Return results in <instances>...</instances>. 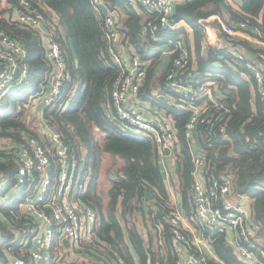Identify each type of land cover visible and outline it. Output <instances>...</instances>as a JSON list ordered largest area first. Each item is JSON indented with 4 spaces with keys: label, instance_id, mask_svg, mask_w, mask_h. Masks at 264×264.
Wrapping results in <instances>:
<instances>
[{
    "label": "trees",
    "instance_id": "16d2710c",
    "mask_svg": "<svg viewBox=\"0 0 264 264\" xmlns=\"http://www.w3.org/2000/svg\"><path fill=\"white\" fill-rule=\"evenodd\" d=\"M31 1L43 14L49 33L62 47L69 66V79L54 103L44 108L42 118L61 133L65 140L79 177L77 196L98 212L95 228L98 239L87 245L86 250L94 256L104 255L113 264H122V261L124 264H176L177 253L168 250V254L161 256L160 252L154 251L153 242L150 241V245L146 243L141 230L136 226L138 215L142 216L145 226L148 222L161 223L164 239L169 240L170 244L173 241L165 217L159 218L151 202H145V194L150 192L158 200L161 210L162 206H167L164 199L168 198V191L158 147L151 136L136 133L123 125L114 112L111 92L119 69L106 38L104 12L98 11L91 0ZM242 1L240 11L235 10L226 0H193L175 6L171 25L184 21L192 28L194 52L188 46L189 36L184 28L160 29L155 32L158 38L156 42L148 30L147 40L143 42L148 45L146 48L139 37L151 13L149 19L144 21V17L130 7L127 1L104 0V3L111 11L122 9L124 17L120 19L121 31L135 45L141 57L151 62L141 92L142 101L150 103L153 108L165 110L176 122L181 143L177 157L178 174L183 208L188 215L195 214L191 204L193 165L186 138V123L191 113L178 107H169L160 98L170 94L166 87L167 69L156 71L161 54L150 53L149 48L170 44V41L185 42L190 58V72L202 82L214 81L218 84V99L229 108L226 130L222 133L217 123L199 125L195 130L196 142L207 161L206 177L229 179L235 194L250 199L249 223L257 228L256 247L252 250L263 262L264 244L260 245L257 238L264 239V101L253 87L252 80L246 78L247 69L243 64H229L212 46L206 47L204 52L201 50L205 33L199 20L214 14L221 16L225 23H229V20L247 22V30L254 36L257 35L255 28L264 34V0ZM8 2L12 6H19V0ZM3 15L0 11V33L7 34L27 49L30 67L28 78L20 86L13 87L0 101V138L9 139L13 144V148H0V173L9 180L8 185L0 191V198L16 188L10 199L0 206V214L5 218L0 219V264H8L7 250L10 249L16 255L21 251L9 226L18 214L20 203L29 193L27 186L16 187L17 162L23 151L30 149V139H38L45 147L48 144L30 123L32 120L38 122L37 116L32 117L29 113L34 107L32 99L49 82L53 67L46 58L49 47L47 39ZM223 43L229 46V42ZM171 47L174 46L171 44ZM178 55L176 51L171 56V62ZM214 113L220 114L216 111ZM100 134L103 136V144ZM105 153L125 163L111 172L114 176L113 184L106 196L99 188L102 156ZM49 155L53 160L51 176L54 179L58 163L52 150ZM146 204L149 206L146 207ZM150 232L148 230L149 236ZM204 235L210 238L216 253L225 264H248L235 251L228 249L230 244L226 230L207 228ZM23 258L30 264L26 256ZM59 260L53 255L50 264H63Z\"/></svg>",
    "mask_w": 264,
    "mask_h": 264
},
{
    "label": "built area",
    "instance_id": "2783aa9c",
    "mask_svg": "<svg viewBox=\"0 0 264 264\" xmlns=\"http://www.w3.org/2000/svg\"><path fill=\"white\" fill-rule=\"evenodd\" d=\"M123 1L138 2L151 12L147 27L156 42L158 38L155 32L173 28L171 17L175 6L193 0ZM91 2L98 11L103 12L102 5H106L104 0ZM18 5L16 17L9 19L44 38L45 31L41 29V25H46L45 18L35 3L31 0H19ZM115 11L109 10L104 14L106 38L119 69L111 92L114 112L123 125L154 139L163 173L169 179L171 174L168 165L177 164L181 151L176 122L165 110L153 108L150 103L142 101L141 92L146 84L151 62L143 60L128 41L122 44L120 20ZM199 22L205 32L202 49L205 51L206 47L212 46L229 64H243L247 69L245 76L252 80L253 87L258 90L264 101V34L254 36L247 30V22L232 20L227 24L216 14ZM47 36L49 47L46 58L51 62L53 69L49 82L32 99V104L39 110L38 124L48 144L45 147L38 139H30V149H25L17 162L16 187L27 186L29 190L19 205L18 220L24 219L26 223L22 240H32L33 243L30 264L41 261L50 264L53 255H56L58 260H67L69 264L74 261L71 259L76 257L79 250L85 249L83 244L89 245L98 239L95 232L98 212L91 204L83 202L81 197L77 196L79 177L76 175V165L71 162L65 140L61 133L42 118L44 108L54 103L70 77L62 47L49 34ZM0 37L1 101L7 92L20 86L28 78L30 67L28 51L22 44L4 33H0ZM228 38L229 46L223 45L222 42ZM168 47L171 56L176 51L179 55L173 58L167 69L166 87L170 94L160 98L164 97L163 101L169 107H178L191 113L186 123V138L189 141L192 165L195 166L192 184L194 217L203 228L231 230V241L236 244L237 256L246 263L252 262L257 257L252 250L256 247L257 228L249 223L250 216L245 207L234 200L235 193L231 181L226 178L206 177L207 161L195 136V130L202 124L217 123L220 131L224 133L229 108L218 99L220 89L216 82H202L190 72V58L185 42L170 41ZM248 51L255 55L253 61L246 58L245 53ZM214 111L220 114L215 115ZM51 150L58 163L54 179L51 176ZM166 150H169L168 154ZM8 181L7 176L0 173V191L8 185ZM162 207L173 239L181 248L176 264H211L198 248L203 239L191 237L184 229L185 215L173 206ZM64 241L69 245H65ZM10 264H27V261L24 258H15Z\"/></svg>",
    "mask_w": 264,
    "mask_h": 264
},
{
    "label": "crops",
    "instance_id": "0c3cea01",
    "mask_svg": "<svg viewBox=\"0 0 264 264\" xmlns=\"http://www.w3.org/2000/svg\"><path fill=\"white\" fill-rule=\"evenodd\" d=\"M228 2V4H230L235 10L240 11V6L242 5V0H226ZM126 2V1H125ZM130 3V7H132L140 16L144 17V21H147L150 17V11L144 7H142L140 5V3L138 2H128ZM10 8H12L11 10V17H16L17 15V8L15 6L10 5ZM115 14L117 15V17L119 18V20L124 17V13L122 12L121 8H116L114 9ZM221 17V16H220ZM222 19V18H221ZM223 20V19H222ZM200 21V20H199ZM232 20H229V23H231ZM227 23V24H229ZM200 24V22H199ZM201 25V24H200ZM46 26V25H45ZM120 26L122 28V24L120 22ZM202 26V25H201ZM47 27V26H46ZM174 29H178V28H184L189 36V44L188 46L190 47V50L192 52H194L195 50V43H194V34H193V30L192 28L183 22L177 23L173 25ZM48 29V27H47ZM257 31V35L261 33V30L259 28H255ZM142 35H140L139 37V41L141 43H143L144 41L146 42V36L148 33V27L147 24H145V26L142 29ZM205 33V32H204ZM47 34H49V36H52V34L49 33V29L48 32H45V39H48L49 37L47 36ZM121 39L122 44L125 43V41H128L129 44L135 49V51L140 55L141 54L137 51V48L135 47L134 44L130 43L129 38H127L124 34V32L121 31ZM145 44V43H143ZM145 47L147 48L148 45L145 44ZM187 47V44H186ZM149 52L150 53H160L161 57L160 60L158 62L157 65V70L158 72L160 71H164L166 69H168L169 64L171 63V55L169 54V47L168 44H159V45H154L151 48H149ZM201 50L204 52V50L201 47ZM142 58V57H141ZM194 61H195V56H193ZM143 59V58H142ZM145 61H148L146 59H143ZM193 61V62H194ZM196 64V63H194ZM247 78V77H246ZM34 110L33 114L37 116L38 122L40 119V116L38 114V109L36 107H33ZM30 120L32 119V117L29 118ZM29 120V121H30ZM37 122V124H38ZM36 126V125H35ZM38 131L40 132L41 136L46 140V138L43 135L42 132V128L40 127V124H38ZM100 141L103 144V136L100 134ZM11 147L13 148V144L12 141L9 139H5V138H0V148H8ZM124 161L120 160L118 158H113L109 153H105L102 156V162H101V175H100V186L101 184H104L107 181V185H105V187L102 189L103 194L106 196L107 191L112 187V180L114 179L113 174L111 173L112 171H116L117 168L119 166L124 165ZM169 170H170V178L167 179L165 177V182H166V187H167V191H168V198L164 201L166 205H170L175 207L176 209H178L180 212H182L185 215V221H184V229L188 232L189 235H191V237H201L203 239V242L201 244L199 248V250H201L202 256L209 261L211 264H225L223 260L220 259V257L218 256V254L216 253L211 240L209 237H206L204 235V231L207 228H203L202 226H200L196 220V218L191 214L188 215L186 210L183 208V199H182V193H181V189H180V179H179V172H178V165H168ZM110 171V172H109ZM109 172V175L107 177V174ZM105 177V178H104ZM15 192V189H11L9 191V193L6 196H3L0 198V206L2 203H4L6 200L10 199L11 195H13ZM108 199L106 198V201ZM234 200L236 202H240L245 209L247 210L249 216H251V201L249 198L244 197V196H240L235 194L234 195ZM145 202H151V206L155 208V211L158 212L160 209V205L158 204V200L154 198L152 200L146 201ZM192 204V201H191ZM149 206L146 204V207ZM162 211V215L159 217H164V211ZM18 214H16V217L14 219H12L14 222L13 224H10L9 226V230L11 231V233L16 236L17 240H16V245L17 247L21 250L20 254L16 255L15 253H13L10 249L7 250V256H8V264H10L15 258H23L24 256L27 257L29 263H30V250L32 249L33 243L32 240H22L25 231V226L26 223L22 222V220H18L20 214H19V209L17 211ZM0 219L1 220H5V218L0 214ZM98 223V222H97ZM97 226V225H96ZM136 226L139 230H141L143 237L146 241V243L148 245H150V241L153 242V249L156 252H160L161 256H164L166 253L168 254V250L169 251H173V253H177L178 257L180 256L181 253V248L179 246V244L173 239L172 243L170 244L169 240H165L164 239V233H163V225L160 223L158 224V222L154 221L152 223L148 222L147 226L144 225L143 221H142V216L138 215L137 216V223ZM213 229V228H211ZM148 230H150L151 232V236H149ZM227 240L229 242V246L233 247V251H235V247L236 244L234 242H232L231 240L233 239V233L231 230L227 231ZM0 240H1V230H0ZM257 241L260 245L264 244V239L263 238H257ZM167 245L169 246V248L167 247ZM105 249H109L108 247H106ZM85 252L87 253L86 257L80 261V262H75V261H71L72 263L69 264H113V261L106 258L104 255L98 254L97 256H94L93 254L89 253V250L84 249ZM232 251V252H233ZM65 263H68L67 260H65ZM37 264H47L46 262H39ZM122 264L123 261H122ZM155 264H161L159 262H156ZM248 264H264V261L262 262L261 260H259L258 257H256V259L252 262H248Z\"/></svg>",
    "mask_w": 264,
    "mask_h": 264
},
{
    "label": "rangeland",
    "instance_id": "374dc122",
    "mask_svg": "<svg viewBox=\"0 0 264 264\" xmlns=\"http://www.w3.org/2000/svg\"><path fill=\"white\" fill-rule=\"evenodd\" d=\"M11 10H12V8H10V3L8 2V0H2L1 1V3H0V11H2L3 12V16L5 17V18H10L11 17ZM225 42H230L229 41V38L228 39H225L224 40ZM240 48H244L243 46H239ZM231 48H233V47H231ZM235 49V48H234ZM32 110H34V108H31V110H30V115L33 117L34 116V114H33V111ZM30 123H32V126L35 128V129H38V124H37V122L35 123L33 120L30 122ZM36 125V126H35ZM110 172V171H109ZM109 172H108V174H107V177H108V175H109ZM105 178V177H104ZM105 185H107V181L104 183V184H101V186L99 187L101 190L105 187ZM82 247H85V249L87 248V245H85V244H83V246ZM87 253L85 252V250H83V249H81V250H79L77 253H76V257H72V259L71 260H74V261H76V262H80V261H82L87 255H86ZM62 263L63 264H68V263H65V261L64 260H62Z\"/></svg>",
    "mask_w": 264,
    "mask_h": 264
},
{
    "label": "water",
    "instance_id": "95a60500",
    "mask_svg": "<svg viewBox=\"0 0 264 264\" xmlns=\"http://www.w3.org/2000/svg\"><path fill=\"white\" fill-rule=\"evenodd\" d=\"M102 10H103V12H104V14H107L108 13V8H107V6L106 5H102ZM41 29L43 30V31H45V32H48V29H47V27L45 26V25H41ZM1 38V37H0ZM245 55H246V58L249 60V61H253L254 59H255V55L254 54H252L251 52H246L245 53ZM161 99H162V101L164 100V97H161ZM75 132L76 133H78L77 132V130L75 129ZM166 153L168 154L169 153V150H166ZM195 170V166H192V171H194ZM153 199V195L150 193V192H147L146 194H145V200L146 201H149V200H152ZM163 213H162V211L161 210H159L158 212H157V216L158 217H160L161 215H162ZM64 244L65 245H69V243L67 242V241H64ZM228 249H230V251H233V247L232 246H228Z\"/></svg>",
    "mask_w": 264,
    "mask_h": 264
},
{
    "label": "bare ground",
    "instance_id": "6f19581e",
    "mask_svg": "<svg viewBox=\"0 0 264 264\" xmlns=\"http://www.w3.org/2000/svg\"><path fill=\"white\" fill-rule=\"evenodd\" d=\"M223 45H226L225 43L222 42Z\"/></svg>",
    "mask_w": 264,
    "mask_h": 264
}]
</instances>
